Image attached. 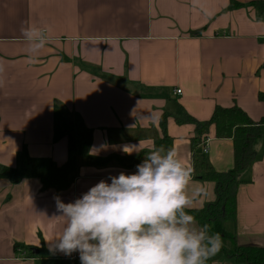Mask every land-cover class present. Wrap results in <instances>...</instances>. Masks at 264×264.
I'll return each instance as SVG.
<instances>
[{"label": "crops", "instance_id": "1", "mask_svg": "<svg viewBox=\"0 0 264 264\" xmlns=\"http://www.w3.org/2000/svg\"><path fill=\"white\" fill-rule=\"evenodd\" d=\"M232 1L242 6L230 8V0H0V166L17 168L24 154L63 165L69 121L90 133L91 157L111 159L80 164L60 192L41 190L36 179H0V264H50L29 254L49 250L48 241L62 232L56 198L72 202L102 179L136 172V165L119 161L154 148L163 113L171 149L191 170L195 127L176 118L206 122L216 107L233 105L254 122L264 116L257 100L264 91V17L249 5L264 0ZM29 25L49 37L34 60L21 32ZM206 137L207 152L200 144L197 154L217 172L230 170L231 140L215 138L212 126ZM254 150L236 190L235 246L264 247V126ZM189 189L198 191L192 210L215 200L214 184L192 179V171ZM56 255L79 260L78 253Z\"/></svg>", "mask_w": 264, "mask_h": 264}, {"label": "clouds", "instance_id": "2", "mask_svg": "<svg viewBox=\"0 0 264 264\" xmlns=\"http://www.w3.org/2000/svg\"><path fill=\"white\" fill-rule=\"evenodd\" d=\"M21 32L34 60L49 37L31 25ZM136 169L100 180L72 202L57 197L54 217L65 223L49 251L78 253L80 264H208L222 238L189 212L198 194L189 189L192 170L163 145Z\"/></svg>", "mask_w": 264, "mask_h": 264}, {"label": "trees", "instance_id": "3", "mask_svg": "<svg viewBox=\"0 0 264 264\" xmlns=\"http://www.w3.org/2000/svg\"><path fill=\"white\" fill-rule=\"evenodd\" d=\"M264 17V1H254L249 4ZM242 5L230 0V8H239ZM257 100L264 103V91L259 92ZM167 114L163 113L160 119L161 138H155L154 148L163 145L171 149L172 138L166 129ZM178 124L191 123L195 127V137L191 139L193 147L192 179L214 184L215 200L206 204L202 209H189L199 224H209L212 233H219L222 241L234 242V223L236 211V190L241 183L239 176L254 162V144L261 138L264 116L257 122L252 121L238 106L229 108L216 107L210 119L206 122H197L186 114L182 119H175ZM70 131L67 133V158L66 162L58 166L49 158H30L24 154L17 168L0 166V179H6L12 184L26 179H36L41 185V190L65 191L71 185L70 171L75 170L80 164L101 166L111 159H98L88 154L91 135L88 132H79L72 121ZM213 127L217 139H229L233 147V166L226 172H217L200 155L197 146L207 139L209 127ZM153 148V149H154ZM143 152L136 157L121 159L119 163L126 166L140 164L145 157ZM230 227V228H229ZM229 253L222 246L217 255L212 257L208 264H224L222 257L231 256L235 264H264V247L235 246ZM31 257L50 262V264H78L76 260H63L56 253L45 248L38 249V254H29Z\"/></svg>", "mask_w": 264, "mask_h": 264}, {"label": "rangeland", "instance_id": "4", "mask_svg": "<svg viewBox=\"0 0 264 264\" xmlns=\"http://www.w3.org/2000/svg\"><path fill=\"white\" fill-rule=\"evenodd\" d=\"M222 246L227 250L228 254L233 252L232 249L234 248V244L232 243V241H222ZM221 260L224 264H235L234 259L229 255L222 257Z\"/></svg>", "mask_w": 264, "mask_h": 264}, {"label": "built area", "instance_id": "5", "mask_svg": "<svg viewBox=\"0 0 264 264\" xmlns=\"http://www.w3.org/2000/svg\"><path fill=\"white\" fill-rule=\"evenodd\" d=\"M174 93L176 94V95H180V93H181V91L180 90H178V89H176L175 91H174ZM208 139H205V141L202 143V150H203V153H206L207 152V150H208ZM73 260H76L77 262H78V264H80V260H77V259H75V258H73Z\"/></svg>", "mask_w": 264, "mask_h": 264}, {"label": "water", "instance_id": "6", "mask_svg": "<svg viewBox=\"0 0 264 264\" xmlns=\"http://www.w3.org/2000/svg\"><path fill=\"white\" fill-rule=\"evenodd\" d=\"M31 252L33 253V254H38V250L37 249H31Z\"/></svg>", "mask_w": 264, "mask_h": 264}]
</instances>
